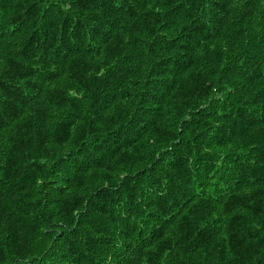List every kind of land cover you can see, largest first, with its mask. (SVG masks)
Returning <instances> with one entry per match:
<instances>
[{"label": "trees", "instance_id": "trees-1", "mask_svg": "<svg viewBox=\"0 0 264 264\" xmlns=\"http://www.w3.org/2000/svg\"><path fill=\"white\" fill-rule=\"evenodd\" d=\"M0 264H264V0H0Z\"/></svg>", "mask_w": 264, "mask_h": 264}]
</instances>
